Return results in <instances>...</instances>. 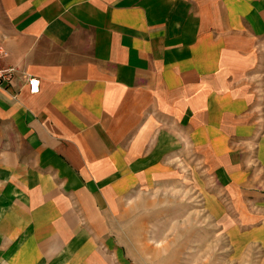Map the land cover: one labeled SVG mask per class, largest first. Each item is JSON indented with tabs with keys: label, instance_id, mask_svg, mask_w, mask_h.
Instances as JSON below:
<instances>
[{
	"label": "crops",
	"instance_id": "obj_1",
	"mask_svg": "<svg viewBox=\"0 0 264 264\" xmlns=\"http://www.w3.org/2000/svg\"><path fill=\"white\" fill-rule=\"evenodd\" d=\"M0 46V264H142L110 213L189 159L264 264V0H0Z\"/></svg>",
	"mask_w": 264,
	"mask_h": 264
},
{
	"label": "rangeland",
	"instance_id": "obj_2",
	"mask_svg": "<svg viewBox=\"0 0 264 264\" xmlns=\"http://www.w3.org/2000/svg\"><path fill=\"white\" fill-rule=\"evenodd\" d=\"M200 163L189 159L168 185L157 183L143 195L128 199L122 213L112 210V231L142 264H262L258 243L252 252L245 249V256H234L230 232L206 207L215 182ZM175 168L179 170L178 163ZM220 195L225 198L226 192L220 190Z\"/></svg>",
	"mask_w": 264,
	"mask_h": 264
},
{
	"label": "built area",
	"instance_id": "obj_3",
	"mask_svg": "<svg viewBox=\"0 0 264 264\" xmlns=\"http://www.w3.org/2000/svg\"><path fill=\"white\" fill-rule=\"evenodd\" d=\"M4 50L0 46V85L8 82L14 73V67H5L2 65ZM29 90L31 93H38L41 89V80L38 77H30L28 80Z\"/></svg>",
	"mask_w": 264,
	"mask_h": 264
}]
</instances>
